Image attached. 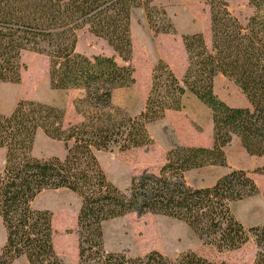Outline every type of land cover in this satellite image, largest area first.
Instances as JSON below:
<instances>
[{
    "label": "trees",
    "instance_id": "obj_1",
    "mask_svg": "<svg viewBox=\"0 0 264 264\" xmlns=\"http://www.w3.org/2000/svg\"><path fill=\"white\" fill-rule=\"evenodd\" d=\"M153 0H0V83L18 84L23 52L48 61L53 90H80L75 110L83 120L64 125L55 106L19 101L0 114V219L5 243L0 264L23 257L29 264H62L53 248L52 214L35 210L32 202L44 191L66 190L81 201L77 216L78 264H213L192 252L174 258L151 251L144 256L108 252L103 225L128 214H153L184 223L202 242L219 253L235 251L253 240L258 248L253 264H264V223L246 228L233 215L234 204L257 194L249 173L233 170L212 186L184 183L186 173L225 166L224 149L236 137L250 156L264 157V0H249L252 15L240 22L224 0H205L209 8L210 42L201 33L182 36L187 67L178 79L159 60L152 70L143 110L129 116L112 110L113 93L134 83L130 66L113 57H87L76 51L77 33L87 28L107 42L123 62L132 53L131 15L143 8L155 34L175 28ZM234 82L248 103L231 107L214 93V79ZM193 96L212 114L211 147L173 146L156 174L133 177L129 188L111 183L97 152L128 151L151 143L148 126L169 111H180ZM61 142L64 158L32 155L35 136ZM264 175V166L254 171Z\"/></svg>",
    "mask_w": 264,
    "mask_h": 264
},
{
    "label": "rangeland",
    "instance_id": "obj_2",
    "mask_svg": "<svg viewBox=\"0 0 264 264\" xmlns=\"http://www.w3.org/2000/svg\"><path fill=\"white\" fill-rule=\"evenodd\" d=\"M229 11L242 23L252 15L249 0H224ZM152 6L162 8L171 19L174 34H155L149 27L143 8L131 15L132 53L129 62H123L106 41L93 36L87 28L77 33L76 51L87 57H113L117 64L130 66L134 83L113 93L111 109H119L129 116L138 115L144 108L150 89L152 70L159 60L165 62L178 79L187 67L182 36L201 33L210 42L209 8L205 0H153ZM23 70L18 84L0 83V114L8 115L19 101H34L60 108L64 112V125L83 120L75 110V101L82 99L80 90H53L49 85L48 61L33 52H23ZM214 93L231 107L248 106L234 82L222 75L214 79ZM151 143L128 151L97 152L98 162L107 179L121 190L129 188L133 177L143 172L156 174L164 165L173 146L211 147L213 126L211 111L193 96L184 99L180 111H169L164 118L148 126ZM225 166H209L190 171L184 183L194 188L212 186L219 178L233 170L249 173L258 192L233 205L234 217L246 228L264 223V175L254 171L264 166V157L248 155L240 141L234 137L224 149ZM36 158H64L61 142L38 132L32 151ZM4 150L0 149V172L4 165ZM80 199L66 190L44 191L32 202L35 210H48L52 214L53 248L62 264H78L77 216ZM104 248L108 252L129 256H144L158 251L174 258L185 252L195 253L213 264H253L258 248L253 240L235 251L219 253L205 246L182 222L161 215L135 213L106 222L103 225ZM5 243V231L0 219V246ZM264 252V246L261 249ZM12 264H29L21 257Z\"/></svg>",
    "mask_w": 264,
    "mask_h": 264
},
{
    "label": "crops",
    "instance_id": "obj_3",
    "mask_svg": "<svg viewBox=\"0 0 264 264\" xmlns=\"http://www.w3.org/2000/svg\"><path fill=\"white\" fill-rule=\"evenodd\" d=\"M3 84H5V83H3ZM39 132V131H38ZM38 132H37V134H38ZM37 134H36V136H37ZM36 136H35V138H36ZM34 143H35V141H34ZM33 147H34V145H33ZM33 151V150H32Z\"/></svg>",
    "mask_w": 264,
    "mask_h": 264
}]
</instances>
